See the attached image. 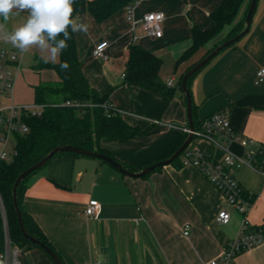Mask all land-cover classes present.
Wrapping results in <instances>:
<instances>
[{
	"label": "crops",
	"instance_id": "crops-1",
	"mask_svg": "<svg viewBox=\"0 0 264 264\" xmlns=\"http://www.w3.org/2000/svg\"><path fill=\"white\" fill-rule=\"evenodd\" d=\"M224 1L140 0L132 18L128 16L129 6L104 21H98L89 11L82 20L76 18L77 23L90 25L87 34L75 33L78 58L90 86L109 98L128 125L150 130L125 142L103 143L106 154L121 165H152L189 136L180 129L165 127L170 123L189 127L179 80L203 52L224 37L229 27L190 59L179 60L193 45L195 29H214L212 14ZM151 13L165 16L161 38L148 36L143 28L144 17ZM244 15L243 9L236 21ZM26 18L27 12H22L7 22L0 19V23H6L11 31ZM105 42L108 46L104 57H96V46ZM133 44L161 59V80L165 85L173 80L171 88L176 89L168 103L158 93L126 83L123 75ZM13 48L0 39V52ZM47 57L48 53L33 47L21 54L19 65L8 64L16 75L12 74L15 86L7 100L13 104L35 101V87L60 82L55 70L36 69ZM60 60L61 55L57 62L48 63L58 64ZM260 69H264V0L258 2L250 32L199 72L190 86L197 119L202 121L229 109L231 134H214L213 141L194 137L191 149L199 147L212 161H221L227 152L243 157L264 144V82H256ZM0 103L3 105L2 99ZM148 119H157L161 124H152ZM233 135L252 143L245 149ZM234 176L250 204L244 215L183 158L137 178L93 157L62 154L27 180L23 208L65 264H209L222 260L245 220L252 226L264 225V175L242 168ZM91 200L101 205L96 218L85 214ZM222 211L231 215L227 225L217 222ZM188 225L191 228L186 236ZM21 262L55 264L41 248L22 250ZM235 264H264V242L239 253Z\"/></svg>",
	"mask_w": 264,
	"mask_h": 264
},
{
	"label": "trees",
	"instance_id": "trees-1",
	"mask_svg": "<svg viewBox=\"0 0 264 264\" xmlns=\"http://www.w3.org/2000/svg\"><path fill=\"white\" fill-rule=\"evenodd\" d=\"M251 1L252 0H225L224 3L212 14V18L215 22L214 29L207 32H201L195 29L193 45L182 55L179 62L188 60L196 55L217 35L222 33L226 27H230L228 34L215 43L213 48L208 50L202 59L207 57L219 45L237 37L246 27L245 20ZM134 3L135 0H75L73 5V19L76 20V18L79 17L80 20H82L83 14L89 11L98 21H104L115 14L118 10L125 6H132ZM243 9L245 15L239 21H236L237 16ZM69 33L71 39L67 42V50L61 54L60 62L58 64H52L40 61L36 67L37 70H55L60 78V82L57 84L41 83L39 86L35 87V104L44 106L43 113L41 116L23 115L22 121L29 128V132L25 134L15 133L14 139L17 156L11 162L0 163V253L4 250V217L2 205L6 213L10 236L13 243L22 250L39 248L23 237L14 206L13 187L17 178L24 171L43 160L57 147H78L108 155L103 148V143L108 141L125 142L150 132L149 129L142 130L139 127L128 125L122 116L115 111L109 98L100 95L90 86L82 71L78 58L75 33L71 31V28H69ZM64 61H67L69 64V68L66 71H62L60 68V63ZM195 64L190 66L187 72L193 68ZM161 68L162 61L160 58L145 50L140 45L133 44L130 49L127 71L125 73L126 83L129 85L140 86L158 93L162 95L165 98L166 103H168L175 96L176 89L168 87V85H165L162 82L160 77ZM198 73L194 74L189 80V89L194 77ZM185 74H183L179 80L178 88L180 90H182L181 85ZM66 102H77L85 106L82 108L63 106ZM193 119L195 130H202L204 120L199 121L197 119V106L194 100ZM188 137L189 136H187V138ZM185 141L182 142L172 153L161 158L152 165L171 158ZM192 145L193 141L190 144L189 149H191ZM62 154L82 156L75 153ZM59 155H56L55 157ZM183 156L184 152L181 156L175 159L173 163L179 162L181 158L184 159ZM258 157L261 156L259 155ZM149 166L151 165H123V167L132 174L139 173ZM30 177L25 179L18 189V204L22 211L26 230L32 237L52 248L54 252L58 254L63 264H65L52 242L23 208L24 188ZM245 195L247 196L246 191Z\"/></svg>",
	"mask_w": 264,
	"mask_h": 264
},
{
	"label": "built area",
	"instance_id": "built-area-1",
	"mask_svg": "<svg viewBox=\"0 0 264 264\" xmlns=\"http://www.w3.org/2000/svg\"><path fill=\"white\" fill-rule=\"evenodd\" d=\"M140 0H135L134 5L128 7L129 18L133 17L134 6ZM165 20L163 13H151L144 17L143 28L148 36L152 38H161L163 36L162 24ZM108 43H102L96 46L94 55L98 58L104 57V51ZM21 52L13 48L9 52H0V97H10L14 91V79L8 64H20ZM257 84L264 82V69L257 72ZM126 77V74L123 75ZM174 81L168 82V87L173 86ZM1 100V99H0ZM63 106L82 108L85 105L77 102H66ZM43 105H23V106H3L0 103V163L11 162L17 156L15 145L12 144V138L15 133L25 134L29 132V128L22 121L24 114L31 116H41L43 113ZM116 111V109H115ZM118 112V111H116ZM230 110L225 109L206 118L202 125V130L191 132L189 127L177 124H165L167 129H180L188 134L193 133L194 137H206L213 141V135L231 134ZM152 124H161L157 119H148ZM241 142L242 146L247 149L252 141L235 137ZM261 157H258V156ZM185 164L197 168L207 179L222 193L225 199L240 213L245 214L246 208L250 206L246 199L245 190L235 179L234 173L242 168H249L264 175V144L259 145L256 151L247 152L245 156H237L231 152H227L221 161H212L210 157L199 147L184 151ZM3 225H4V250L0 253V264H22V249L15 245L11 239L8 220L3 208ZM101 212V205L98 201L91 200L85 210L88 217L96 218ZM231 220V215L227 211H222L217 217V222L221 225H227ZM190 226H186L184 235L190 233ZM264 242V225L252 226L247 220L242 224L239 235L226 248L221 261H212L209 264H235V259L242 251L252 248ZM95 264H101L96 262Z\"/></svg>",
	"mask_w": 264,
	"mask_h": 264
},
{
	"label": "clouds",
	"instance_id": "clouds-1",
	"mask_svg": "<svg viewBox=\"0 0 264 264\" xmlns=\"http://www.w3.org/2000/svg\"><path fill=\"white\" fill-rule=\"evenodd\" d=\"M75 0H0V18L7 22L10 17L27 12L25 22L8 31L6 23H0V39L10 43L21 53L36 47L48 53L45 62H57L68 48L74 33H88V23L73 19ZM63 37V38H59ZM62 71L69 68L67 61L60 63Z\"/></svg>",
	"mask_w": 264,
	"mask_h": 264
},
{
	"label": "water",
	"instance_id": "water-1",
	"mask_svg": "<svg viewBox=\"0 0 264 264\" xmlns=\"http://www.w3.org/2000/svg\"><path fill=\"white\" fill-rule=\"evenodd\" d=\"M258 2H259V0H252L251 1L250 7L248 10V14H247V17L245 20L246 27L237 37L219 45L207 57H205L204 59L199 61L197 64H195V66L193 68H191L185 74V76L182 80L181 88H182V91L184 92L185 97H186L188 119H189V130L191 132L195 131V126H194V119H193V97H192V93H191L190 89L188 88L189 80L194 76V74L203 70L208 64H210L222 51H224L225 49H227V48L231 47L232 45L236 44L237 42H239L243 37H245L250 32L252 22L254 19V15H255V12H256V9L258 6ZM193 140H194L193 133H190L189 137L187 138L185 143L180 147V149L171 158H169L165 161L159 162L157 164L151 165V166L145 168L144 170H142L141 172L136 173V174H132V173L128 172L123 167V165H121L114 158H112L108 155L101 154L99 152L89 151V150L81 149L78 147H71V146H63V147L55 148L43 160H41L40 162H38L34 166H32L29 169H27L26 171H24L17 178L15 185L13 187L14 206L16 209L18 222H19L20 230H21L23 237L26 240H28L29 242H31L33 245L44 250L50 256V258L53 260V262L55 264H63L62 260L58 256V254L56 252H54V250L52 248H50L48 245L42 243L40 240L32 237L27 232L25 224H24L22 211H21L19 204H18V189H19V186L22 184V182L25 179H27L28 177H30L33 173H35V172L41 170L43 167H45L49 163V161H51L56 155H59L62 153H75V154H79L82 156L93 157V158H96V159H99V160H102V161L109 163L110 165L116 167L120 172H122L126 175L141 178V177H144V176L152 173L153 171H155L159 167H164L166 165L173 163L174 160L177 159L179 156H181V154L190 146V144L192 143Z\"/></svg>",
	"mask_w": 264,
	"mask_h": 264
},
{
	"label": "rangeland",
	"instance_id": "rangeland-1",
	"mask_svg": "<svg viewBox=\"0 0 264 264\" xmlns=\"http://www.w3.org/2000/svg\"><path fill=\"white\" fill-rule=\"evenodd\" d=\"M227 28V27H226ZM225 28V29H226ZM227 31L229 32L230 31V27L229 28H227ZM228 32L225 34V35H227L228 34ZM224 35V36H225ZM214 46V45H213ZM213 46H211V47H209V49H207V51L208 50H211L212 48H213ZM207 51H205V52H201L202 53V55H201V57L198 59V61H196L195 63H198L203 57H204V55H205V53L207 52ZM194 63V64H195ZM10 70V69H9ZM12 71V74H13V76L14 75H16L15 74V70H11ZM28 97L30 96V95H27ZM0 99H2V101H3V106H23V105H32V104H35V101H30V102H28V103H25V104H13L10 100H7V97L6 96H2V97H0ZM29 100H31V99H29ZM12 144L13 145H15V139L14 138H12Z\"/></svg>",
	"mask_w": 264,
	"mask_h": 264
}]
</instances>
